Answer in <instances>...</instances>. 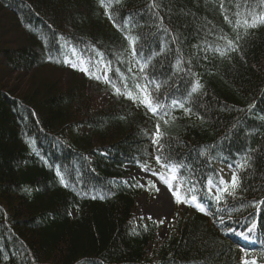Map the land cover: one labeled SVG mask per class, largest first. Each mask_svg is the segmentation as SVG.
<instances>
[{
  "label": "trees",
  "instance_id": "obj_1",
  "mask_svg": "<svg viewBox=\"0 0 264 264\" xmlns=\"http://www.w3.org/2000/svg\"><path fill=\"white\" fill-rule=\"evenodd\" d=\"M257 15L264 0H0V264H264V24L243 23ZM73 56L100 79H65ZM145 85L166 113L124 95ZM157 149L205 211L147 255L159 223L134 217L124 166ZM220 164L239 187L216 203Z\"/></svg>",
  "mask_w": 264,
  "mask_h": 264
},
{
  "label": "rangeland",
  "instance_id": "obj_2",
  "mask_svg": "<svg viewBox=\"0 0 264 264\" xmlns=\"http://www.w3.org/2000/svg\"><path fill=\"white\" fill-rule=\"evenodd\" d=\"M65 64V79H68L75 70H77L80 75L84 73L79 70L80 68H84L81 60L75 56L67 58ZM73 65H75V67H73ZM105 100L106 98L102 97L100 102ZM146 165L149 168L147 172L141 171L139 166H132L131 164H126L124 169H126L127 175L133 178L142 189V193L135 201L134 217L137 220H153L159 223L155 240L148 244L146 248L147 255H151L155 249L163 243L169 232L173 230L172 228L176 220L179 217L191 214L196 208L186 203H176L167 185L151 174L152 171H156L157 173L164 172L166 178L169 179V183L173 184V188L175 189L179 184L177 179H171L173 175L172 172L159 168L156 163ZM219 169L222 179L224 181H231L232 174L234 173L233 168L220 164ZM149 181H152V183L156 185V188L149 190ZM156 189H159V191ZM180 195L184 197L181 191ZM160 221H163V223H160Z\"/></svg>",
  "mask_w": 264,
  "mask_h": 264
},
{
  "label": "snow or ice",
  "instance_id": "obj_3",
  "mask_svg": "<svg viewBox=\"0 0 264 264\" xmlns=\"http://www.w3.org/2000/svg\"><path fill=\"white\" fill-rule=\"evenodd\" d=\"M225 20L227 21L228 17H225ZM243 23L247 27L255 28L261 24H264V15L253 16L251 21H249L248 19H245ZM130 43H132V41H130ZM228 43H229V46L231 47L232 42L229 41ZM73 67H75V65H73ZM79 70L88 74L90 78L100 79L99 76L93 77L89 68H80ZM108 82L111 83V81H108ZM139 87L140 86L137 85V88ZM157 87H159V85H157ZM144 88L145 90L142 92L143 99H139L131 91L124 93V95L126 96V98L132 99L134 102L141 103L150 112H152L153 115H159L161 112L166 113L167 111L166 105H162L158 101H154L151 96V93L146 90L147 88L146 85L144 86ZM200 88H201V85L198 82L195 83L193 87L191 88V93H197ZM115 94L120 95L122 93L120 92L119 89H115ZM177 103L178 102L174 101L173 102L174 106H176ZM178 106L182 108L186 114H189L192 111L190 108H186L184 104L182 103H179ZM160 140H161L160 124L157 123L156 131L153 133V138H152L153 145H158L160 143ZM155 159H156V163L160 165L162 169H166L167 171L173 173V175L171 176L172 180H176L178 178L175 173H178L180 171V168L182 167V165H177L170 155H166L160 152L159 149H157V155L155 156ZM246 164H247V161L245 160L244 163L238 164L237 167L244 168ZM139 167L141 171H145V172L149 171V168L147 167L146 164L139 165ZM151 174L153 176H156L162 183L167 185L168 190L172 193V196L175 198L176 203H186V204H189L190 206L195 207L198 211H201V212L205 211L204 205L198 201L196 195H192L190 197L186 195L182 197L180 195L179 186H177L174 189L173 184L169 183V179L166 178V175L164 172L157 173L156 171H152ZM212 184L213 182L209 181V184H208L209 196H211ZM148 185H149V190H151L152 188H156V185L153 184L152 181H149ZM229 186L231 187L232 191H229ZM238 187H239V182H238L237 174L235 172L232 174L231 181L220 180L219 184L216 186V195L214 197L216 203H220L224 194H227L229 196L234 195V192ZM156 190L159 191V189H156ZM193 191H195L194 187H193ZM160 223H163V221H160ZM241 264H256V261L254 259L249 260L247 258V253H245V256L241 258Z\"/></svg>",
  "mask_w": 264,
  "mask_h": 264
}]
</instances>
